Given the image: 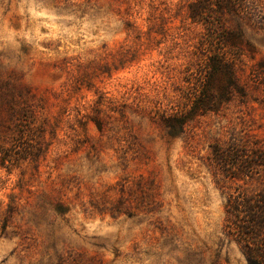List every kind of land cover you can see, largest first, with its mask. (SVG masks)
<instances>
[{
  "label": "rangeland",
  "instance_id": "374dc122",
  "mask_svg": "<svg viewBox=\"0 0 264 264\" xmlns=\"http://www.w3.org/2000/svg\"><path fill=\"white\" fill-rule=\"evenodd\" d=\"M195 2L0 0V264H247L225 206L264 191V0ZM221 50L241 93L189 116Z\"/></svg>",
  "mask_w": 264,
  "mask_h": 264
},
{
  "label": "trees",
  "instance_id": "16d2710c",
  "mask_svg": "<svg viewBox=\"0 0 264 264\" xmlns=\"http://www.w3.org/2000/svg\"><path fill=\"white\" fill-rule=\"evenodd\" d=\"M249 0H219L218 4L210 5L209 0H196L188 7V18L192 23L205 24V16L211 7L215 14L222 17L224 14H244ZM225 33L220 43L236 44L240 38V31ZM209 29V28H208ZM210 30V29H209ZM208 40L205 39V42ZM224 50L212 52L204 64V72L198 89L192 96V104L188 111L189 116H203L216 112L227 103L234 92H239L232 74V56ZM230 57V58H229ZM164 124L173 129L172 122L166 120ZM177 127H183L184 122L176 120ZM227 214L236 220L233 222L237 233V244L242 248L247 264H264V247L261 236L264 234V191L247 196L237 195L227 198L225 206ZM235 208V209H234ZM232 212H229V210Z\"/></svg>",
  "mask_w": 264,
  "mask_h": 264
}]
</instances>
